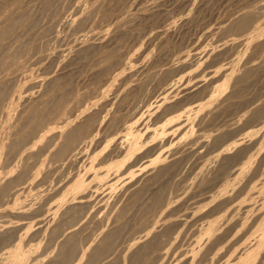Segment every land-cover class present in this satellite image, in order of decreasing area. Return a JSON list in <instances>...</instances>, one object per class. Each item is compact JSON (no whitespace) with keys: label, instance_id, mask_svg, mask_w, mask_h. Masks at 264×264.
Instances as JSON below:
<instances>
[{"label":"bare ground","instance_id":"obj_1","mask_svg":"<svg viewBox=\"0 0 264 264\" xmlns=\"http://www.w3.org/2000/svg\"><path fill=\"white\" fill-rule=\"evenodd\" d=\"M225 12L174 56L128 0H0V264H264V0Z\"/></svg>","mask_w":264,"mask_h":264},{"label":"rangeland","instance_id":"obj_2","mask_svg":"<svg viewBox=\"0 0 264 264\" xmlns=\"http://www.w3.org/2000/svg\"><path fill=\"white\" fill-rule=\"evenodd\" d=\"M140 1L141 0H139V2H138V0H137V2H136V0L135 1L134 0H128V3L130 4L131 10L133 8V10H135V13L137 10V15H140L138 17L140 20L139 21L140 24L137 25L140 28L135 27V29H134L135 32H134V34L130 40V45H132L133 50H136L139 52L148 50L150 48L151 43H152L151 41L153 39L152 38L153 34L157 31H161L164 23L171 20L172 22H174L176 25L179 26L177 29L173 30L172 34L170 33L169 38H170L171 44L173 45L172 46L173 49H171V50H172V53L174 56H180L181 54H183L185 52H189V51L196 52L197 50L200 51V50H203V49L209 47L210 43H212V39H214V37L212 35L209 36V33L214 29L213 27H215L217 25V23H218V21H220L221 17L224 16V12L227 10V7L237 0H208V1L201 0L202 2L200 1L198 4H196L197 6L193 7V9H191V10L189 9L191 6L190 0H188L189 2L187 1L188 3L185 1V4L187 3L185 5V7L183 5L184 0L183 1H181V0H177V1L176 0H164V1H162L161 0L162 2L160 0L159 1H157V0L156 1L155 0H151V1L146 0L143 2H140ZM149 1H150V3L151 2L152 3L150 4ZM203 1H205V2H203ZM132 3L134 5V7H132L133 6ZM162 3H164V5H162ZM179 3L180 4L183 3V4H181V6H180ZM152 4H153V6H152ZM142 5H144V6H142ZM138 6H141V7L139 9H137ZM151 8H154V9L156 8L157 11H155L156 9L154 10ZM149 10H150V12H149ZM143 11L147 12V13L149 12V13L148 14L145 13L147 15H143L144 14ZM141 13H143V14H141ZM151 13H153V14H151ZM148 15L151 17L149 18ZM191 15L194 17H193V19L190 20L189 17ZM146 16H148V17H146ZM156 16H157V18H155ZM185 16L186 17L188 16V17L186 18ZM182 17L184 18V20H181V19H183ZM149 19L150 20L152 19V20L149 22ZM154 19H155V22H154ZM180 21H182V23ZM179 22H180V24H179ZM183 22H186V23L184 24ZM145 24H147V26ZM149 25H151V26H149ZM143 27H145V28H143ZM136 28H138L139 30L137 29L138 30L137 31ZM208 29H210V30H208ZM57 32H58L59 37H64L68 33V30L64 24H59L57 26ZM133 38H135V39H133ZM207 61H209L210 63H215L213 57H209L207 59ZM215 65H216V63L213 66H215Z\"/></svg>","mask_w":264,"mask_h":264}]
</instances>
